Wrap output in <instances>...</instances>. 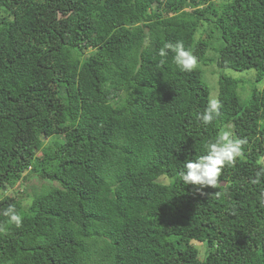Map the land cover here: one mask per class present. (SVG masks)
I'll return each mask as SVG.
<instances>
[{"label": "trees", "instance_id": "16d2710c", "mask_svg": "<svg viewBox=\"0 0 264 264\" xmlns=\"http://www.w3.org/2000/svg\"><path fill=\"white\" fill-rule=\"evenodd\" d=\"M0 9V189L11 188L0 264H264V173L253 183L264 169V86L243 99L222 71L264 77V0ZM178 40L199 61L193 72L158 54ZM212 63L222 115L204 125L201 66ZM223 131L247 139L244 155L201 195L180 173ZM28 175L50 183L25 204L15 185ZM10 205L19 228L3 215Z\"/></svg>", "mask_w": 264, "mask_h": 264}, {"label": "clouds", "instance_id": "9594fccd", "mask_svg": "<svg viewBox=\"0 0 264 264\" xmlns=\"http://www.w3.org/2000/svg\"><path fill=\"white\" fill-rule=\"evenodd\" d=\"M168 50L175 53L174 62L176 66L185 72H193L199 66L197 57L186 50L182 41H176L174 44L168 42L159 50V56L166 57ZM161 64L165 63L162 59ZM222 104L218 98H210L208 105L204 112L198 116L204 125L213 123L214 120L219 118L222 113L220 109ZM248 143L246 138H236L230 131L221 132L214 142L207 144V154L199 156L196 160H188L185 165V171L180 173V177L184 185H191L196 192L201 195L205 194L203 189L212 188L217 189L221 184V175L225 167H234L237 158L244 155V145ZM264 173L257 172L256 179L253 183L260 182V176ZM217 197L220 196L216 192ZM264 204V200L261 201ZM3 215L9 218V222L15 224L16 227L22 226V216L17 212L14 206H9ZM6 230L0 227V232Z\"/></svg>", "mask_w": 264, "mask_h": 264}, {"label": "rangeland", "instance_id": "374dc122", "mask_svg": "<svg viewBox=\"0 0 264 264\" xmlns=\"http://www.w3.org/2000/svg\"><path fill=\"white\" fill-rule=\"evenodd\" d=\"M2 10L0 9V14H2ZM203 68V80L206 82L207 86L210 90V98H216V94L218 92V82H217V69L216 66L212 64H207L201 66ZM212 70H216V73H213ZM225 75H229L231 77H234L238 79L239 82V94L243 99H246L250 93L252 88H261L264 86V77L260 79L259 81H255V70L250 69H244V70H235L232 68H225L222 70ZM261 162L264 163V156L262 157ZM162 182H167L168 180L166 178L161 179ZM46 179H39L35 175H28L27 178H23L20 183L15 185V190L18 189V193L16 195L21 196L23 195V192L26 194V198H22V202L25 204L30 203L32 200V190L34 187H40L41 185H47L49 184ZM55 184V183H54ZM11 192V188L6 189H0V199L5 196L6 194H9ZM16 192V191H15ZM196 246L198 247L200 254L204 255L207 253V248L204 247L203 242H195Z\"/></svg>", "mask_w": 264, "mask_h": 264}, {"label": "bare ground", "instance_id": "6f19581e", "mask_svg": "<svg viewBox=\"0 0 264 264\" xmlns=\"http://www.w3.org/2000/svg\"><path fill=\"white\" fill-rule=\"evenodd\" d=\"M12 12V11H11ZM9 16V15H8ZM5 18V17H4ZM9 22V21H8ZM206 22V21H205ZM10 23H12L11 21H10ZM229 38V37H228ZM58 57V56H57ZM60 57V56H59ZM37 62V61H36ZM64 78V77H63ZM59 121V120H58Z\"/></svg>", "mask_w": 264, "mask_h": 264}]
</instances>
